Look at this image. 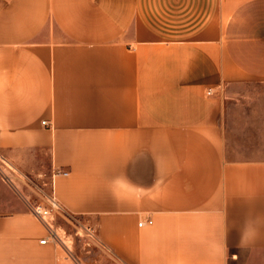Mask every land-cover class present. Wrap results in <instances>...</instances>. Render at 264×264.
Wrapping results in <instances>:
<instances>
[{"label":"crops","instance_id":"crops-1","mask_svg":"<svg viewBox=\"0 0 264 264\" xmlns=\"http://www.w3.org/2000/svg\"><path fill=\"white\" fill-rule=\"evenodd\" d=\"M0 154V264H264V0H0Z\"/></svg>","mask_w":264,"mask_h":264},{"label":"built area","instance_id":"built-area-1","mask_svg":"<svg viewBox=\"0 0 264 264\" xmlns=\"http://www.w3.org/2000/svg\"><path fill=\"white\" fill-rule=\"evenodd\" d=\"M208 94L211 95L212 90H209ZM43 123L46 124V121H43ZM64 173L67 174L66 172ZM4 178L6 179L5 176ZM32 211L38 218H40L50 228L49 235L41 240L42 244L47 243L48 240H52L55 243L67 244L66 240H64L65 238L73 241L75 237L81 240H85L87 245H91L93 241H98L97 230L95 226H93L89 221L84 220L77 214L68 212L54 198L53 195L48 196L45 202L33 206ZM59 216L63 217L67 221V223L71 225L73 231L68 233L63 227L54 226V223ZM146 222L148 224H152L153 219L148 217L145 222L142 221L139 224L143 225ZM59 228L63 229L64 236L59 233Z\"/></svg>","mask_w":264,"mask_h":264},{"label":"rangeland","instance_id":"rangeland-1","mask_svg":"<svg viewBox=\"0 0 264 264\" xmlns=\"http://www.w3.org/2000/svg\"><path fill=\"white\" fill-rule=\"evenodd\" d=\"M42 158L46 161V166H48L50 161L49 155L43 154ZM0 167H1L0 168L1 174L3 175V177L4 176L6 177V179L4 178V180L8 181V183L13 185L12 187L15 189L17 194L20 197H22L24 202H26L27 206L30 207L31 209L33 206L45 202L47 197L52 195L51 181H50V177L52 173L39 172L36 174V173L21 171L12 163H10L9 160L6 158V156H3L2 154H0ZM63 221L66 220L63 217L59 216L56 219L54 226L55 227L60 226L57 225L56 222L64 224ZM68 227H69V230H67L68 233L73 231L71 225ZM59 233L64 236V232L62 228H59ZM64 240H66V243L67 242H73V243L75 242L76 244L80 243V240L77 237H75L73 241L67 238H65ZM83 241L84 243H86L85 240Z\"/></svg>","mask_w":264,"mask_h":264}]
</instances>
